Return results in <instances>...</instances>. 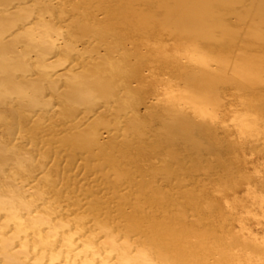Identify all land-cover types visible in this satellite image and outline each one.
Listing matches in <instances>:
<instances>
[{
    "label": "bare ground",
    "instance_id": "bare-ground-1",
    "mask_svg": "<svg viewBox=\"0 0 264 264\" xmlns=\"http://www.w3.org/2000/svg\"><path fill=\"white\" fill-rule=\"evenodd\" d=\"M260 228L264 0H0V264H264Z\"/></svg>",
    "mask_w": 264,
    "mask_h": 264
},
{
    "label": "rangeland",
    "instance_id": "rangeland-1",
    "mask_svg": "<svg viewBox=\"0 0 264 264\" xmlns=\"http://www.w3.org/2000/svg\"><path fill=\"white\" fill-rule=\"evenodd\" d=\"M258 148H260L259 146H258ZM55 200V199H54ZM62 204H64V203H62ZM64 209V208H63ZM63 212V211H62ZM71 216H73V214H71L69 217H71ZM92 219H87L86 221H85V228H87V227H94L95 225H99V224H94L92 221H91ZM260 231L261 230H263L264 231V228H260L259 229ZM81 258H82V256L81 255H78V256H74L72 253H70V255H69V257H68V263L69 264H79V262L81 261ZM112 260H110L109 262H108V264L111 262Z\"/></svg>",
    "mask_w": 264,
    "mask_h": 264
}]
</instances>
